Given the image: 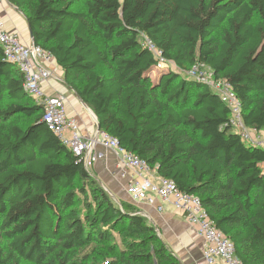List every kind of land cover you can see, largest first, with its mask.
<instances>
[{
  "label": "trees",
  "instance_id": "trees-1",
  "mask_svg": "<svg viewBox=\"0 0 264 264\" xmlns=\"http://www.w3.org/2000/svg\"><path fill=\"white\" fill-rule=\"evenodd\" d=\"M9 1L101 130L198 196L244 264H264V149L232 130L218 94L183 75L210 66L241 99L245 124L264 133V0ZM143 35L179 71L158 70ZM22 261L181 264L43 122L0 46V264Z\"/></svg>",
  "mask_w": 264,
  "mask_h": 264
},
{
  "label": "built area",
  "instance_id": "built-area-1",
  "mask_svg": "<svg viewBox=\"0 0 264 264\" xmlns=\"http://www.w3.org/2000/svg\"><path fill=\"white\" fill-rule=\"evenodd\" d=\"M142 45L154 54L158 70L175 67L145 35L142 37ZM0 46L5 59L16 65L24 75L25 92L43 107V122L76 157L84 161L86 167H90L100 157L92 153L94 142L85 140L79 123L68 116L66 97L62 94H48L43 87L49 83L54 67L57 66L54 56L40 46L25 45L19 34L7 31L1 21ZM185 73L189 79L209 86L220 96L231 110L229 126L244 143L264 149V133L245 124L242 101L231 83L225 79H216L214 70L205 64H196ZM96 138L105 148L116 151L124 168L134 173L126 189L132 202L154 206L160 212L164 211V203H171L196 228L204 241L203 257L207 264H244L236 254L233 241L217 228L198 196L180 191L171 180L160 177L155 181L147 161L127 151L117 138L107 132L98 130Z\"/></svg>",
  "mask_w": 264,
  "mask_h": 264
},
{
  "label": "crops",
  "instance_id": "crops-1",
  "mask_svg": "<svg viewBox=\"0 0 264 264\" xmlns=\"http://www.w3.org/2000/svg\"><path fill=\"white\" fill-rule=\"evenodd\" d=\"M20 2L23 4L24 0H20ZM0 21L5 25L7 31L19 34L25 45L33 46L35 44L25 12L11 4L9 0L0 2ZM158 75L159 72L155 71L152 79H156ZM63 78L64 71L59 66H55L51 80L43 87L48 94H62L66 97L68 116L79 123L83 138L94 142L92 153L100 157L88 167L93 177L100 182L116 204L127 202L134 205L137 211L155 227L159 236L177 256L181 264H207L203 257L204 241L198 235L196 228L190 225L183 214L171 203H164V211L160 212L154 206L132 202L126 189L134 173L124 168L121 157L116 151L107 149L98 143L96 138L98 124L93 114L66 86ZM152 178L155 181L160 178L154 170H152Z\"/></svg>",
  "mask_w": 264,
  "mask_h": 264
},
{
  "label": "rangeland",
  "instance_id": "rangeland-1",
  "mask_svg": "<svg viewBox=\"0 0 264 264\" xmlns=\"http://www.w3.org/2000/svg\"><path fill=\"white\" fill-rule=\"evenodd\" d=\"M84 1V0H83ZM77 10H83V2H80L79 4H78V6H77V8H76ZM173 70H175V71H179V69L175 66V67H173ZM185 73V72H184ZM183 73V75H185ZM186 77V76H185ZM1 242H2V245L4 246V247H6L7 246V241L5 240V239H1ZM22 264H31V263H28V262H26V261H22Z\"/></svg>",
  "mask_w": 264,
  "mask_h": 264
},
{
  "label": "water",
  "instance_id": "water-1",
  "mask_svg": "<svg viewBox=\"0 0 264 264\" xmlns=\"http://www.w3.org/2000/svg\"><path fill=\"white\" fill-rule=\"evenodd\" d=\"M32 37H33V35H32ZM34 46H35V44H34ZM83 103V102H82ZM84 104V103H83ZM85 105V104H84ZM86 106V105H85ZM88 108V107H87ZM89 109V108H88ZM90 110V109H89ZM91 111V110H90ZM91 113L93 114V116H94V118L96 119V121H97V124H98V130H101V128H100V125H99V123H98V119H97V117H96V115L91 111Z\"/></svg>",
  "mask_w": 264,
  "mask_h": 264
}]
</instances>
